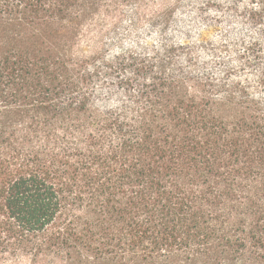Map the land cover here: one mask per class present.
<instances>
[{"label":"trees","instance_id":"trees-1","mask_svg":"<svg viewBox=\"0 0 264 264\" xmlns=\"http://www.w3.org/2000/svg\"><path fill=\"white\" fill-rule=\"evenodd\" d=\"M182 2L0 0V264H264V95L118 45Z\"/></svg>","mask_w":264,"mask_h":264},{"label":"rangeland","instance_id":"rangeland-1","mask_svg":"<svg viewBox=\"0 0 264 264\" xmlns=\"http://www.w3.org/2000/svg\"><path fill=\"white\" fill-rule=\"evenodd\" d=\"M232 1L183 0L173 17L168 37L160 36L148 26L145 30L133 33L121 29L118 45L139 48L149 46L151 49L159 48L161 44L185 47V51L179 53L178 60L186 68L225 79L231 77L249 86L253 95L263 96L264 90L255 88L261 65L245 67L238 59V55L245 50L246 43L258 40L260 31L257 27L247 25L239 16L247 6V0H234L239 1L238 4H232ZM161 6L159 2L150 4L151 8L156 9ZM128 22L124 23L127 26H123L127 28ZM188 58H192L193 62L187 61Z\"/></svg>","mask_w":264,"mask_h":264}]
</instances>
